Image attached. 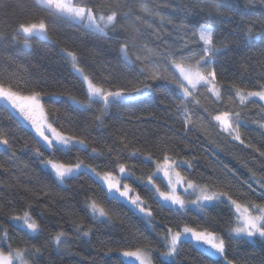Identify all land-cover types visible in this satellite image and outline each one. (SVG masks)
Instances as JSON below:
<instances>
[{"label": "snow or ice", "instance_id": "1", "mask_svg": "<svg viewBox=\"0 0 264 264\" xmlns=\"http://www.w3.org/2000/svg\"><path fill=\"white\" fill-rule=\"evenodd\" d=\"M197 2L203 5L201 12L204 7L209 11L203 16H185L178 22L145 4L134 8L129 0H16L13 11L0 19V24L7 27L9 18H14L11 32L3 35L10 36L14 42L22 37L23 45L28 48L33 39L53 40L51 20L70 22L99 37L111 34L127 68L115 74L107 64L97 65L94 52L66 45L60 48V53L78 85L49 91L59 82H50L45 76L25 78L9 72L10 65L0 66V106L32 131V143L25 140L23 147H31L42 170L61 186L82 173L90 174L104 190V198L84 191L83 215L67 213L69 219L65 223L71 232L58 225V230L50 233L42 246L14 240L9 225L32 238L45 231L43 220L50 205H41L40 201L53 195L50 186L29 165H17L20 175L15 177L14 184L5 187L22 188L26 195L21 197L20 207L14 201L0 203V264H36L47 245L57 251H70L73 235L77 240L91 242L96 226L110 225L118 218L106 203L111 200L120 201L138 213L155 234L152 239L133 231L119 241H101L103 255L116 256L113 264H176L183 245H189L202 257L207 256L212 264H237L230 253L249 242L264 244V76L249 88L223 79L222 69L218 70L220 55L231 46L264 45V7L259 9V16L250 18L257 10L254 7L257 0H246L243 5L240 0ZM259 4L264 6V0H259ZM157 17L161 26H171L183 34L179 46L167 40L155 44L161 40V28L153 27ZM217 18H228L235 27L221 35L214 24ZM141 26L155 40L144 39ZM54 43L61 41L57 38ZM16 67L22 71L21 65ZM157 93L170 98V103L165 105L167 115L180 117L185 135L195 131L210 145L220 148L215 140L208 139L212 128L218 136L252 153L251 160L239 161L246 172L241 174L238 168L223 164L219 171L212 169L209 176L201 173L198 178H192L185 169L194 167L195 157L182 155V150L191 148L183 140L177 142L164 137L154 143H140L120 129L114 130L111 144H101L91 137V127H108L105 117L110 110L131 102L146 104L154 101ZM53 98L64 99L83 114L92 115L90 118L84 115L82 127L67 128L56 116L60 109L47 103ZM159 103L164 105V100ZM250 104L261 114L260 120L251 121L260 129L261 143H253L242 131L248 127L245 109ZM149 118L160 119L148 108L141 115H127L129 122L137 124ZM17 140L10 130L0 128V152L9 153V163L18 160L14 147ZM81 153L87 156L82 157ZM101 158L105 163L97 164ZM3 168L5 164L0 163V169ZM21 177L29 184L35 181L39 187H27ZM136 185L149 192L160 208H168L174 215L157 221L158 213ZM219 205L227 209V220L204 215L209 207ZM190 211H197L203 219L191 217ZM86 219L92 223H86ZM158 227L162 230L157 231ZM181 264H194V261Z\"/></svg>", "mask_w": 264, "mask_h": 264}, {"label": "trees", "instance_id": "2", "mask_svg": "<svg viewBox=\"0 0 264 264\" xmlns=\"http://www.w3.org/2000/svg\"><path fill=\"white\" fill-rule=\"evenodd\" d=\"M129 2L137 9L140 4H145L147 7L176 22L185 16L196 14L203 16L209 11L208 8L204 7L203 12H201L203 5L198 3L197 0H129ZM240 2L243 5L246 0H240ZM15 3L16 0H0V19L4 18L5 13L13 11ZM254 7L257 10L250 18L259 16V9L264 6H261L259 0H257V4ZM149 22L152 23V19ZM214 24L221 35H226L229 28L235 27V24L228 18L223 20L217 18ZM13 26L14 18L11 17L7 27L0 24V66L10 65L9 72H17L25 78L45 76L50 82L58 81L59 85L56 88H49V91L71 89L74 85H78L77 79L71 73L68 63L60 53V48L66 45L77 46L85 52H94L97 65L105 63L110 69L115 70V74L127 71L124 62L120 58L118 46L114 39L111 38V34H109V37H99L70 22L51 20L49 21V26L53 40L33 39L31 47L28 48L23 45L22 37L19 42H14L10 36L3 35L6 31L11 32ZM153 27L161 28V40L155 41V44H162L163 40H167L169 44L179 46V43L182 42L183 34L178 33L171 26H161L158 17L155 18ZM141 31L144 39L155 40L151 32L145 30L143 26H141ZM57 38L60 39V44L54 43ZM17 65L22 66V71L17 70ZM220 69H222L221 76L223 79L253 88L259 78L264 76V45L256 43L251 47L231 46L230 50L224 51L219 57L218 70ZM162 99L164 100V105L159 103ZM47 103L60 109L56 116L59 123L67 128H72L75 125L82 127L84 115L89 118L92 115L91 112L83 114L80 109L64 99L53 98L48 100ZM169 103L170 98L165 99L162 94L157 93L156 99L148 101L146 104L131 102L120 109H112L105 117V124L108 127L103 129L95 126L91 127L89 129L91 137L101 144H111L115 138L113 135L114 130L120 129L122 132H126L129 138H137L140 143L145 141L154 143L164 137H170L177 142L183 140L189 143L191 148L190 150H182V155L189 158L195 157L194 167L190 170L185 169L192 178H198L201 173L205 177L209 176L212 174V169L219 171L223 164L238 168L241 174L246 172L239 161L251 160L252 153L238 144L230 143L223 136H218L212 128L209 129L210 135L208 139L215 140V143L219 144L220 148H217L215 144L210 145L203 135L195 131L185 135L180 117L178 115H173L171 118L168 117V109L165 105ZM145 108L154 110L157 116L160 117L159 121L149 118L137 124L127 120L128 114L141 115ZM193 110L196 111L195 108ZM197 114L199 115L200 113L197 112ZM245 116L248 121V127L242 128V131L246 136L252 138L253 143H261L260 129L257 125L251 123L253 120L261 119L259 109L250 104L245 109ZM0 128L10 130L11 134L18 138L17 143L14 145L18 157L17 161L9 163V153L0 152V163L5 164V168L0 169V182H2L0 184V203L6 204L8 201H14L16 202L15 206L20 207L22 203L21 197L26 195L22 188L5 187V185L14 184L15 177L20 175L17 165L20 167L23 164L29 165L34 174L50 186L53 194L49 198L41 199L40 201L41 205L45 203L50 205V211L45 213L43 220L45 231L32 238L9 225L14 240L23 239L31 244L42 246L46 245L49 234L58 230V225H64L71 232L70 226L65 223L69 219L67 213L75 212L81 216L83 215L82 198L84 191H90L97 197L104 198V190L94 181L90 174L83 173L62 186L57 185L51 176L42 170V166L34 156L31 147H23L25 140L29 141L30 144L32 143V131L28 129L26 124L18 122L17 118L2 106H0ZM221 148L223 151H221ZM81 155L86 157L87 153H81ZM133 162L140 163V161ZM96 163L103 164L105 159L101 158ZM141 167H143L142 164ZM137 174L139 175L140 173L138 172ZM21 181L29 188L35 189L39 187L35 181L29 184L24 177H21ZM136 187L141 195L149 200L154 211L158 213L157 221L174 215L168 208H160L151 197V194L145 189L138 185ZM106 203L118 215V218L114 219L112 224L96 226V232L91 238V242L77 240L73 235L69 241L70 251H57L53 246L47 245L43 254L37 258L36 264H113L116 256L105 257L101 251V241H108L109 239L119 241L133 231H138L155 239V234L146 226V221L142 220L138 213H134L120 201L111 200L106 201ZM37 211H39V208H37ZM189 215L203 219V216H198L197 211H190ZM204 215L210 218L221 216L225 220L228 219L227 209L223 205L209 207ZM85 222L92 223L90 219H86ZM5 223H7L6 218ZM161 230L159 227L157 228V231ZM109 246L115 247L114 244ZM233 257L236 259L237 264H264V244L259 241L249 242L239 247L235 253H230V258ZM186 260L194 261V264H212V261L207 256L202 257L189 245H183V251L176 258V264H181L182 261Z\"/></svg>", "mask_w": 264, "mask_h": 264}]
</instances>
